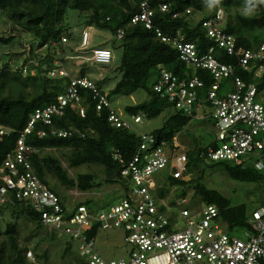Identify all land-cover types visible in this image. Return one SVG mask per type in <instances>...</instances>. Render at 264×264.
I'll return each instance as SVG.
<instances>
[{
	"label": "trees",
	"instance_id": "trees-1",
	"mask_svg": "<svg viewBox=\"0 0 264 264\" xmlns=\"http://www.w3.org/2000/svg\"><path fill=\"white\" fill-rule=\"evenodd\" d=\"M140 1L0 0V18L5 23L11 24L12 32L9 35L0 33V49L13 43L16 38L15 31H25L32 37L30 53L37 57L36 60L25 57L22 62L12 64L9 56V59H4L0 63V125L15 129L9 134L0 135V166L6 154L14 149L19 132L26 126L31 113L55 102L70 83V75L53 77L50 72L64 67L65 60L71 57L68 49L71 48L69 42L75 26L69 24L66 18L71 11L77 12L80 17L86 14L83 19L85 26L93 25L111 32V45L102 44L98 47H108L113 52L117 49L121 51L120 64L117 67L121 78L116 82L111 93L132 95L140 88L147 90L148 99L127 106L125 111L128 114L131 116L142 114L148 119H153L167 109L172 111L161 127L150 132L157 139V143L167 140L170 146L173 144V138L189 124L192 116H187L176 108L175 102L154 91L153 85L158 78L159 66L180 77L196 74L203 79L204 87L198 89V95L202 99L211 87L213 77L206 69L188 66L180 58L178 48L172 42L163 40L162 36L193 41L203 53L214 45L218 53V45L210 40L203 27V21L214 16L219 5L226 14L225 30L236 35L240 44L244 47H252L264 42V3L260 0H254L256 8L250 16L241 15L245 0H151L154 8L152 28H147L141 22H131L133 15L138 11ZM160 2L169 3L168 9L160 11ZM175 13L178 15L174 16ZM120 29L123 30L121 38L117 36ZM35 48L36 50L43 49L44 55L35 53ZM9 52L12 53L8 51L4 54H11ZM14 54L21 53L15 52L11 55ZM222 59L230 62L228 56H223ZM235 74L243 76L248 81H256L258 88L264 89V74L253 79V73L241 67L235 69ZM81 76L85 75L82 73ZM107 79L103 77L97 82L94 81L100 93H106L103 84ZM231 85V79H224L218 94L223 95V91L230 89ZM79 89L80 94L87 93L85 116L79 115L70 106H66L63 115L53 117V125L37 122L35 129L26 136V143L29 146L40 150L47 149L42 153L33 150L26 152L32 167L40 179L50 187L52 186L48 174L55 176L57 185L62 184L66 187H77L82 191H91L103 184L117 183L121 186L122 192L126 194L129 179L122 177L118 172L119 161L114 158V153L119 152L125 160L131 159L141 143V136L132 128L112 126L108 120L109 108L103 107L98 110L99 97L92 90L83 87ZM107 95L109 98V94ZM53 127L69 132L75 129V133L65 136L54 135L51 133ZM39 128L46 130L47 134L40 137L37 134ZM81 133H84V136ZM211 144L212 142L207 146H202L196 143L187 150L189 172L193 173L198 168L202 170L197 177L185 181L173 178L167 171L168 185H163L157 194L164 197L171 187L177 186V192H174L173 196L182 198L188 195L190 188H193L194 193L191 200L216 205L220 218L226 223L227 231L239 234L243 229L250 227L248 218L251 212H249L248 203H234L231 197L220 190L207 186L203 180L205 172L207 167L208 169L219 167L233 180L261 184L264 183V171L255 167V159L252 157L243 159L241 163L232 160L207 161L203 154ZM52 148L69 149L67 155L69 167L84 164L101 166L104 181L98 180V176L91 172L78 173L75 177L69 176L60 158L49 151ZM52 189L62 197L57 187H52ZM91 201L92 199H87L78 204L90 206ZM109 204L111 203L104 206ZM258 204L257 207H264V198L260 199ZM0 205V213L8 210L11 215V218L7 219L5 228L0 229V264H41L40 259L48 262V249L45 248L42 252L38 250L41 244L40 239H42L39 235V228L42 224L40 215L32 204L13 196L10 201H5ZM20 219H25L35 225V229L27 237H23L20 233ZM91 233L90 236L97 234L95 230ZM57 238L56 233L53 235L47 233L45 240L52 241ZM65 245L62 252L63 258L73 255L72 241L68 240ZM32 253L33 258H36L35 261H31L32 257L27 256V254L31 256ZM74 262L85 264L80 256H75ZM72 263L71 261L69 264Z\"/></svg>",
	"mask_w": 264,
	"mask_h": 264
},
{
	"label": "built area",
	"instance_id": "built-area-1",
	"mask_svg": "<svg viewBox=\"0 0 264 264\" xmlns=\"http://www.w3.org/2000/svg\"><path fill=\"white\" fill-rule=\"evenodd\" d=\"M169 3L160 2V11H165ZM190 12V10H187ZM154 8L151 0H141L132 23H143L147 28L154 26ZM175 13L174 16H177ZM225 11L221 7L214 16L203 21L211 45L202 52L193 41L171 39L162 36L178 48L180 58L194 68L206 69L213 77V83L205 98H200L198 89L204 81L196 74L178 76L162 66L153 85L154 91L175 102L176 108L187 116L195 115L196 104L208 105L215 109V139L203 154L206 160H232L241 163L247 157L255 159V167L264 171V89H259L256 81H248L235 74L241 67L253 73V79L264 74V42L252 47H244L237 36L224 28ZM93 25L82 33L81 47L92 45ZM123 30L118 31L121 38ZM65 40V38H63ZM89 49V48H88ZM89 56L82 62L93 60L108 64L113 60V51L108 47H92ZM228 56L230 62L222 59ZM67 75L65 68L50 73ZM231 79V88L219 95L221 82ZM80 87L92 90L99 97L97 109L109 108L108 120L112 126L132 128L124 115L111 105L108 95L100 93L95 82L87 77H71L66 90L55 102L31 113L30 119L19 132L15 147L6 154L0 166V199L10 201L15 196L30 202L40 215V222L59 235H67L76 245L85 264H264V207L251 211L250 227L240 234L227 231L219 209L214 204L199 203L191 207L185 197L174 198L171 194L161 197L157 188L163 186L162 171L180 180H190L187 151L179 152L178 136L173 138L172 146L167 140L157 143L151 133L140 134L141 143L129 160L119 152L114 158L119 161L118 172L129 179L125 197L116 203L99 209L84 204L70 205L35 173L29 159L28 150L39 151L26 143V136L35 129V124L53 125L55 115H63L64 107L70 106L81 116L86 114L87 93L80 94ZM135 123L141 122V115H132ZM15 129L0 126V135L9 134ZM52 134L71 135V132L52 128ZM43 137L47 131L37 130ZM84 136V133H81ZM121 230L122 237L130 248L128 257L106 258L98 248L94 230Z\"/></svg>",
	"mask_w": 264,
	"mask_h": 264
},
{
	"label": "rangeland",
	"instance_id": "rangeland-1",
	"mask_svg": "<svg viewBox=\"0 0 264 264\" xmlns=\"http://www.w3.org/2000/svg\"><path fill=\"white\" fill-rule=\"evenodd\" d=\"M79 15L80 14H78L77 12L71 11L70 14L66 16L68 23H71L73 27L75 26V28L73 30V36L69 42L71 48L68 49V53L71 57L65 60V69L72 77H82L81 74L83 73L87 78L95 82L99 81L103 77H107L108 79L103 84V89L107 94H109V99L112 107L117 112H120L124 115L126 120L131 123L132 129L137 134H149L154 129L161 127L164 120L172 113V111L167 109L153 119H148L145 116L141 115L142 119L140 123H135L132 119V116L125 111L127 106H132L148 99L149 94L146 89L140 88L136 90L132 95L111 93V90L115 87L116 82L121 78V73L117 69L120 64L121 56V51L119 49L113 52L114 58L112 62L105 66L98 64L93 60L86 61L87 65L83 66V58L75 57L78 55H90V52L86 53L81 50L82 31L85 28H89V26H85V24H83V19H85L86 14H83L82 17H80ZM10 27L11 24L5 23L4 20L0 18V33L2 32L8 35L11 34L12 32L10 30ZM91 31L93 35V41L92 45L88 47L89 49L95 46H100L102 44L105 46L111 45L110 43L112 34L109 30L93 26V30ZM14 33L16 34V38L13 40V43L10 44V46L0 49V63H2L4 59H9V56L12 64H15L14 62H22L25 57H31L32 59L36 60L37 57L35 55L33 56L30 53V48L32 47L30 42V40L32 39L31 35L26 33L25 31H15ZM34 47L37 46L34 45ZM8 51H12V53L19 52L21 54L11 55V52H9L11 53L9 55L4 54ZM34 51L35 53H40L38 55H44L45 53V51L43 52V49L36 50L35 48ZM80 64L82 65L80 66ZM195 106L197 108L195 110L196 112L194 117L191 119L189 124L180 132L178 138L175 140L179 143V146L177 147V150L179 152L192 148L196 143L202 146H207L215 139L216 131L213 118L215 109L210 107L209 104H196ZM49 151L60 158L63 167L67 168L69 176L75 177L78 173L91 172L95 173L98 176V180L104 181V179H102L104 173L101 166L84 164L78 167H69L67 159L69 149L52 148ZM199 169L200 168H198L191 174L192 178L197 177L201 173L202 170ZM166 172L167 171L161 172L159 176L163 177V185L167 186L168 184ZM48 178L50 181V185L52 187H57L62 196L65 198L66 202L70 205H73L76 202H82L87 199H92V201L89 203L90 206L94 209H99L102 208L105 204L120 202L125 197V193L122 192L120 185L117 183L103 184L101 187H98L91 191H81L77 187L71 188L66 187L62 184L57 185V179L52 174H48ZM203 180L207 184V186L220 190L223 194L231 197L234 203L247 202L249 212L257 208V206L259 205V200L264 198V183L253 184L233 180L229 178L227 173L219 167L210 169H208L207 167ZM160 188L161 187L157 188V192L160 190ZM170 190H172L174 194V192H177V186L171 187ZM193 193V188H190L187 195V198L189 200L193 199ZM199 203L200 202L191 200L189 206H198ZM1 213L0 229H4L7 219H10L11 215L8 210ZM33 229H35L34 224H32L31 222H27L25 219H20L19 230L23 237H27L29 234H31ZM39 231V235L42 236V239H40L41 244L38 247V250L39 252H42L43 249L47 248L49 252L48 262H44V259H40L41 264H69L71 261L73 262L72 264H75V256H80L79 252L77 251L76 245L73 244L72 247L73 255L65 258L62 257V252L66 246L65 244L69 240V237L67 235L58 236L57 239L49 241L45 240L47 233H49V235H53L54 233H52V231L49 228H46L44 225H41ZM95 241L98 248L101 250V253L106 258L118 259L122 257H128L127 250H129L130 246L125 243L122 237L121 230L100 229L97 231ZM27 256L32 257L31 261L36 260V258H33V253L31 254V256H29L28 254Z\"/></svg>",
	"mask_w": 264,
	"mask_h": 264
},
{
	"label": "clouds",
	"instance_id": "clouds-1",
	"mask_svg": "<svg viewBox=\"0 0 264 264\" xmlns=\"http://www.w3.org/2000/svg\"><path fill=\"white\" fill-rule=\"evenodd\" d=\"M260 2L261 3H264V0H260ZM211 6V5H210ZM219 6V5H218ZM219 7H221V6H219ZM222 8V7H221ZM255 8H256V3L254 2V0H245V2H244V7H243V9H242V11H241V15H244V16H250V15H252L253 13H254V11H255ZM223 9V8H222ZM81 50L82 51H84V52H90L89 50L90 49H84V48H81ZM91 54V53H90ZM79 56V55H78ZM79 58V57H78ZM88 61V60H87ZM84 64H86L87 65V62L85 61V62H83ZM99 64V63H98ZM81 65V64H80ZM85 65V66H86ZM84 66V65H83ZM63 68H65V67H63ZM57 70H59V68H57ZM66 70V69H65ZM67 71V70H66ZM51 73V72H50ZM67 74L68 75H70L69 74V72L67 71ZM51 75V74H50ZM57 75H61V74H56L55 76H57ZM52 76V75H51ZM55 76H53V77H55ZM71 76V75H70ZM72 77V76H71ZM82 77H86V76H82ZM140 115H142V114H140ZM1 126V125H0ZM176 136H179V134L178 135H176ZM175 136V137H176ZM39 149V148H38ZM47 150V149H46ZM46 150H40L39 149V151H37V152H39V153H42V152H44V151H46ZM188 150V149H187ZM186 150V151H187ZM127 179V178H126ZM121 187V186H120ZM51 189H52V187H50ZM53 190V189H52ZM80 190V189H79ZM122 190V189H121ZM54 191V190H53ZM82 191V190H81ZM54 192H56V191H54ZM58 194V193H57ZM168 195L169 194H171L172 196L174 195L173 194V192H172V190H169V192L167 193ZM174 197V196H173ZM62 200H63V202L65 203L66 202V200H65V198L62 196V197H60ZM83 202V201H82ZM0 203H3V202H0ZM78 203H80V202H76L75 204H77V205H81V204H78ZM84 205H86V204H84ZM87 206V205H86ZM87 207H89V208H92L91 206H87ZM42 224V223H41ZM43 225V224H42ZM45 226V225H44ZM46 228H48L47 226H45ZM53 233H56V232H54V231H52ZM58 236H62V235H59L58 233H56Z\"/></svg>",
	"mask_w": 264,
	"mask_h": 264
},
{
	"label": "water",
	"instance_id": "water-1",
	"mask_svg": "<svg viewBox=\"0 0 264 264\" xmlns=\"http://www.w3.org/2000/svg\"><path fill=\"white\" fill-rule=\"evenodd\" d=\"M86 64H84V66H85Z\"/></svg>",
	"mask_w": 264,
	"mask_h": 264
}]
</instances>
